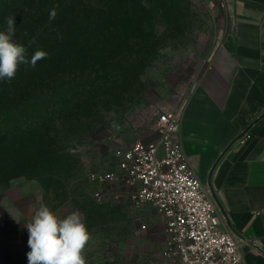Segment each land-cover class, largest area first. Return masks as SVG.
I'll use <instances>...</instances> for the list:
<instances>
[{"label": "rangeland", "instance_id": "rangeland-1", "mask_svg": "<svg viewBox=\"0 0 264 264\" xmlns=\"http://www.w3.org/2000/svg\"><path fill=\"white\" fill-rule=\"evenodd\" d=\"M100 1L102 43H89L87 62L102 71L75 79L66 96L53 83L0 86V264H28L26 225L41 204L59 218L81 214L87 264H164L154 208L97 201L88 170L111 162L116 148L153 139L161 112L183 109L228 17L213 0Z\"/></svg>", "mask_w": 264, "mask_h": 264}, {"label": "crops", "instance_id": "crops-1", "mask_svg": "<svg viewBox=\"0 0 264 264\" xmlns=\"http://www.w3.org/2000/svg\"><path fill=\"white\" fill-rule=\"evenodd\" d=\"M213 1L227 26L182 109L180 136L242 264H264V0Z\"/></svg>", "mask_w": 264, "mask_h": 264}, {"label": "built area", "instance_id": "built-area-1", "mask_svg": "<svg viewBox=\"0 0 264 264\" xmlns=\"http://www.w3.org/2000/svg\"><path fill=\"white\" fill-rule=\"evenodd\" d=\"M182 117L183 110L161 112L153 139L116 148L111 162L90 167L94 198L151 205L164 224V264H242L240 240L223 228L218 205L184 150Z\"/></svg>", "mask_w": 264, "mask_h": 264}, {"label": "trees", "instance_id": "trees-1", "mask_svg": "<svg viewBox=\"0 0 264 264\" xmlns=\"http://www.w3.org/2000/svg\"><path fill=\"white\" fill-rule=\"evenodd\" d=\"M91 8L96 10L93 27L88 24L92 19L87 18ZM102 10L100 0H0V31L6 30L7 18L11 16L15 20L13 39L25 46L27 58L30 60L37 50L48 53L35 67L19 65L13 79L21 85L32 81L35 86L53 83L66 96L72 92L71 84L75 79L83 78L91 70L102 71L100 62H87L91 54L89 43H102ZM53 11L55 17L51 18ZM33 39L35 42L29 43ZM7 82L6 78L0 80V86L4 87ZM34 95L32 90L30 97ZM63 100L60 103L67 106L69 103Z\"/></svg>", "mask_w": 264, "mask_h": 264}, {"label": "clouds", "instance_id": "clouds-1", "mask_svg": "<svg viewBox=\"0 0 264 264\" xmlns=\"http://www.w3.org/2000/svg\"><path fill=\"white\" fill-rule=\"evenodd\" d=\"M55 17L53 11L52 17ZM7 28L0 31V80L11 81L21 64L35 67L37 62L48 53L37 50L27 58L24 45L14 41L15 20L7 18ZM33 39L29 43H34ZM28 230V264H87L83 255L91 239L90 233L79 212H73L65 218H59L41 204L32 221L26 225Z\"/></svg>", "mask_w": 264, "mask_h": 264}]
</instances>
